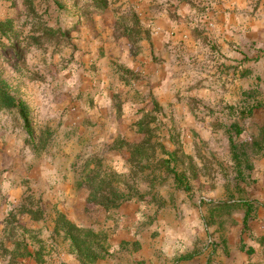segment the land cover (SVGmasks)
Instances as JSON below:
<instances>
[{
    "label": "rangeland",
    "instance_id": "1",
    "mask_svg": "<svg viewBox=\"0 0 264 264\" xmlns=\"http://www.w3.org/2000/svg\"><path fill=\"white\" fill-rule=\"evenodd\" d=\"M0 78V264H264V0H0Z\"/></svg>",
    "mask_w": 264,
    "mask_h": 264
},
{
    "label": "trees",
    "instance_id": "2",
    "mask_svg": "<svg viewBox=\"0 0 264 264\" xmlns=\"http://www.w3.org/2000/svg\"><path fill=\"white\" fill-rule=\"evenodd\" d=\"M103 4H101V7ZM1 109H9V110H16L20 117L22 118L24 122V127L30 137L33 135V130H32V122L30 119V110L28 105L22 101L21 99H17L9 90V85L0 78V110ZM31 140H28L27 142L30 144ZM45 148V145L43 146H36V144L32 141L31 143V149L35 151L36 153L40 152ZM239 163V162H238ZM176 183L179 185L180 188L184 190L189 189V184L187 181L179 175L175 176ZM247 207V212L250 213V211L253 210V207H250L248 204H246ZM245 224H248V215L245 218ZM73 241L78 244L79 240L75 239L73 237Z\"/></svg>",
    "mask_w": 264,
    "mask_h": 264
}]
</instances>
